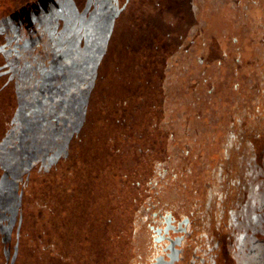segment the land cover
<instances>
[{
  "label": "rangeland",
  "instance_id": "1",
  "mask_svg": "<svg viewBox=\"0 0 264 264\" xmlns=\"http://www.w3.org/2000/svg\"><path fill=\"white\" fill-rule=\"evenodd\" d=\"M207 8L203 14L201 9ZM125 10L127 16L117 20L113 34V62L100 69L104 82L98 88L99 101L90 113L77 153L60 166L46 190L54 214L40 217L38 226L45 228L39 232L45 229L44 237L50 243L57 241V249L71 258V264H106L126 251L131 201L120 199L122 196L114 188L109 200L117 127L120 126V134L127 142L122 145L124 159L129 162L124 167L125 180L140 179L148 168L136 167L140 164L143 168L144 160H134L136 149H156L138 137L146 134V128L151 129L150 118L162 113V120H155L165 131L162 140L172 131L170 138L178 141L170 148L168 145L166 161L161 167L168 178H178L175 185H186L185 193L196 195L198 217L203 219L198 232L199 251L192 250L186 264H215L222 250L227 264H244L237 257L239 251L246 256L245 264H264V115L258 113L259 108L264 112V26L249 25L245 37L243 25L230 19L216 4L202 2L199 7H193L190 21L184 18L183 23L177 24L173 16L167 15L157 25L152 24L153 30L158 28L154 36L165 40L163 46L156 48V42L148 41L134 28L136 24L145 25L149 9L143 3L142 7L128 3ZM194 10L199 12L198 19L194 18ZM6 26L2 23L6 34L2 39L4 56L15 59V52H19L21 59L34 64L49 63L53 45L49 50L44 47L46 37L37 46H30L26 40L36 35L26 33L25 29L7 30ZM256 28L262 32L255 34ZM159 51L163 55L170 51L166 54L170 68L162 80L165 108L160 106L157 112L159 100L153 93V85L161 82L158 77H162L164 65H158L153 58ZM142 70L160 75L152 76L149 86H136ZM197 75L199 89L191 94L186 80ZM138 92L145 93L143 99L147 95L150 98L133 117L132 107L142 103L141 96L138 97L141 101L134 99ZM119 97L125 100L119 102ZM117 105L123 115L118 116V123H113L117 119L113 107ZM191 113L200 119H194ZM182 164L187 165L185 170ZM183 173L189 175L187 179ZM250 186H256L262 203L251 207L252 226L239 232L240 213L247 206ZM129 198L132 200L133 194ZM163 198L175 202L182 196L170 189ZM116 225L121 226V240L114 244ZM109 246L119 249L109 250ZM46 256L50 258V252ZM36 259H32V264L41 263L39 255Z\"/></svg>",
  "mask_w": 264,
  "mask_h": 264
},
{
  "label": "trees",
  "instance_id": "2",
  "mask_svg": "<svg viewBox=\"0 0 264 264\" xmlns=\"http://www.w3.org/2000/svg\"><path fill=\"white\" fill-rule=\"evenodd\" d=\"M121 10V7H112V0H2L0 264H32V259L38 255L41 263L37 264H71V258L57 249V241L50 243L44 237L45 229L39 232L44 225L38 226V222L42 215L54 214L46 190L60 166L77 153L90 113L99 101L98 88L104 82L100 69L113 62L111 46L115 20ZM2 23L8 25L7 30L25 29L26 33L36 35L26 40L30 46H37L46 37L44 47L49 50L53 45L49 63L22 60L19 52L13 53L15 59L4 56L2 39L6 34ZM19 60H22L21 65ZM165 65L164 70H169L170 65ZM195 82L187 78L186 88L190 91ZM139 83L145 84V81ZM120 100L125 99L119 97ZM147 102H137L131 114L140 113L141 106ZM116 107L113 114L116 113L117 119L114 118L113 123H118V116L123 115L119 105ZM160 110L159 107L157 112ZM120 133L119 126L109 200L114 188L126 202L127 199L132 201L129 196L135 193L139 179L125 180L124 167L129 162L124 159L122 145L127 142ZM134 154L137 161L143 159L147 151L140 147ZM116 235L114 244L121 240L120 225H116ZM48 252L50 258L46 256ZM106 264H135L134 246H128L116 260Z\"/></svg>",
  "mask_w": 264,
  "mask_h": 264
},
{
  "label": "flooded vegetation",
  "instance_id": "3",
  "mask_svg": "<svg viewBox=\"0 0 264 264\" xmlns=\"http://www.w3.org/2000/svg\"><path fill=\"white\" fill-rule=\"evenodd\" d=\"M202 2H211L214 5L216 4L217 8H222L230 19L243 25L245 37L248 36L249 32L246 28L249 25H257L256 27L264 26V0H112V7L122 8L121 13L115 20L117 22L118 19L127 16V10L125 9L128 3L138 5V7H142L143 3L144 7L149 9V16L147 15L144 26H138V24H136L137 22L135 23V32L140 35H145L144 37H147L148 41L156 42L157 48L163 46L165 40L154 36L156 35L158 28H154L155 30H153L152 24L157 25L158 21L166 19L165 17L167 15L170 17L173 16V22H177V24L183 23L184 18L187 20L189 19V14L193 10V7H199ZM201 11L205 14L206 11H208V8L205 10L201 9ZM193 13L194 18L198 19L199 12H195L194 10ZM211 13L213 14V12ZM142 16L143 15H141V18ZM252 19L256 21H252ZM259 32H262V29L256 28L254 33L258 34ZM236 41V39H233L234 43H236ZM135 52L136 51L134 49V54H136ZM167 53L170 54V51H167L166 54ZM137 54L139 53L137 52ZM166 54L163 55V52L159 51L156 52V55H154L153 58V60L155 59L157 61L158 65L160 64L162 67L164 65L161 69V78L159 76V72L154 71L151 73L150 70H142L140 78H138L137 83L134 84L136 86H149L150 78L152 76H159L158 80H161V82L154 83L153 93L155 94L157 100H159L158 107L161 106L162 109L165 108V104L162 101L166 98V95L164 94L165 91L162 88V80L164 79L163 76L165 72L164 68L167 59ZM153 60L151 62H153ZM191 79L196 80L195 86L193 85L190 91L188 89L187 90L189 93L193 94L199 89L200 78L197 75L195 78ZM138 81H145V84H141ZM203 81L204 79H202V82ZM235 86L236 85H234V89H237ZM144 94L143 92H138V94L133 96L135 100L141 96L140 99L143 102L149 101L150 95H147L148 97L143 99ZM140 99H138V101ZM258 110V113L264 115V112L260 111V108ZM191 114L193 115V113ZM191 114L190 116H192ZM163 115H154L156 118L154 121H157V118L162 120L161 118ZM135 116L133 115V117ZM152 117L150 118L151 121L153 120ZM192 117L194 119H200L197 114H194ZM244 117L247 118V115H244ZM150 120L149 123L151 122ZM156 121L155 124L152 125L151 129H149V127V130L147 128L145 129L146 134L141 133L142 136L139 135L138 137L144 139L142 143L148 142L149 145L154 146L156 150L150 151L148 150L150 148L147 147V155L143 158L144 160L142 162L143 168L139 167L140 164L137 165V168L140 170L146 168L148 169L143 172V177H140L138 180L137 189L135 193H133V198L130 204L131 216L128 220L130 235L127 246H134L135 264H186L190 252L192 250L194 253L199 251L197 247L199 246L198 232L200 231L203 219L198 217L196 195L189 191L185 193L186 191L184 189H187L186 185H175L174 183L177 182L178 178L174 176L172 178H168L166 170L161 167V164L166 161L165 156L168 148L172 147V144L176 143L178 140L170 138L173 133L172 131H169V136L164 138L163 141L162 139L165 131L160 129L162 126L158 125L159 121ZM145 135L146 137L148 136V138H146ZM145 139L147 141H145ZM166 141L167 145L165 146ZM134 143L136 144V141ZM186 166L187 165L183 166L184 170L186 169ZM183 174L187 179L189 175H186V173ZM147 178L150 179L147 184H144L143 181ZM170 189H175L178 195L182 196V199L175 202L165 200L163 196ZM261 203L262 198L260 197L256 186H250L247 206L240 213L242 220L238 225L239 232L252 226L251 207ZM237 257L239 261L242 263L244 261V264L246 263V256H244L243 251H239V253L237 252ZM215 264H227L224 250H222V253L218 254L215 259Z\"/></svg>",
  "mask_w": 264,
  "mask_h": 264
}]
</instances>
